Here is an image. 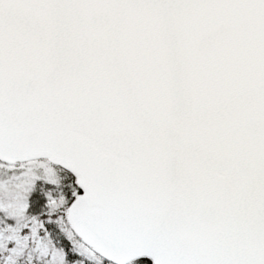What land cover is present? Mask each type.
<instances>
[{"label":"snow or ice","instance_id":"snow-or-ice-1","mask_svg":"<svg viewBox=\"0 0 264 264\" xmlns=\"http://www.w3.org/2000/svg\"><path fill=\"white\" fill-rule=\"evenodd\" d=\"M0 264H264V0H0Z\"/></svg>","mask_w":264,"mask_h":264}]
</instances>
